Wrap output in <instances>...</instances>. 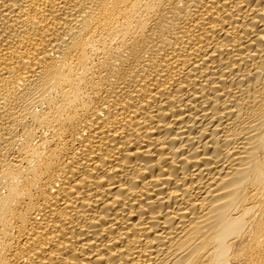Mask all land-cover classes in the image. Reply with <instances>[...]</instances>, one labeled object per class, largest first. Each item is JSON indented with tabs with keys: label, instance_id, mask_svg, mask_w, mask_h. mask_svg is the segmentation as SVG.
<instances>
[{
	"label": "bare ground",
	"instance_id": "bare-ground-1",
	"mask_svg": "<svg viewBox=\"0 0 264 264\" xmlns=\"http://www.w3.org/2000/svg\"><path fill=\"white\" fill-rule=\"evenodd\" d=\"M0 264H264V0H0Z\"/></svg>",
	"mask_w": 264,
	"mask_h": 264
}]
</instances>
